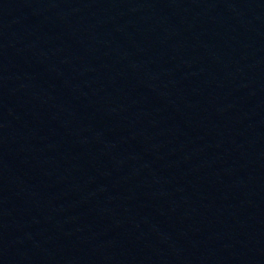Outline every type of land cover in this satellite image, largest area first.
<instances>
[{"label": "water", "instance_id": "water-1", "mask_svg": "<svg viewBox=\"0 0 264 264\" xmlns=\"http://www.w3.org/2000/svg\"><path fill=\"white\" fill-rule=\"evenodd\" d=\"M0 264H264V0H0Z\"/></svg>", "mask_w": 264, "mask_h": 264}]
</instances>
